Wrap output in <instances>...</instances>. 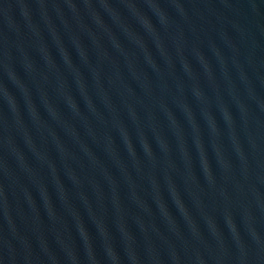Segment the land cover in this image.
<instances>
[{
    "label": "water",
    "instance_id": "obj_1",
    "mask_svg": "<svg viewBox=\"0 0 264 264\" xmlns=\"http://www.w3.org/2000/svg\"><path fill=\"white\" fill-rule=\"evenodd\" d=\"M0 264H264V0H0Z\"/></svg>",
    "mask_w": 264,
    "mask_h": 264
}]
</instances>
